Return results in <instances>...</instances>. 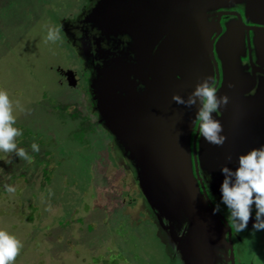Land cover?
Returning a JSON list of instances; mask_svg holds the SVG:
<instances>
[{
  "label": "water",
  "instance_id": "1",
  "mask_svg": "<svg viewBox=\"0 0 264 264\" xmlns=\"http://www.w3.org/2000/svg\"><path fill=\"white\" fill-rule=\"evenodd\" d=\"M248 19L258 24L247 25ZM62 28L87 72L90 111L111 134L118 161L145 208L155 220H167L165 239L174 238L166 240L167 248L179 246L170 234L173 226L180 223L185 234L195 224L187 200L202 194L203 211L222 227L221 251L227 241L233 258L230 234L229 240L225 237L231 218L220 203V166L235 168L238 154L264 144V0H89L75 17L62 20ZM253 34L261 42L256 62L250 55L257 69L245 78L247 102H230L231 87L243 81L227 65L240 60L246 38L250 45ZM59 71L69 86L79 85L76 70ZM205 77L217 96L228 97L213 114L226 137L219 146L198 132L194 117L199 101L186 107L172 99L173 94L186 99ZM162 178L167 183L158 180ZM211 196L220 203L221 212L215 215ZM249 220L246 229L235 232L244 264H251L245 249L264 258V230H253V218Z\"/></svg>",
  "mask_w": 264,
  "mask_h": 264
},
{
  "label": "rangeland",
  "instance_id": "2",
  "mask_svg": "<svg viewBox=\"0 0 264 264\" xmlns=\"http://www.w3.org/2000/svg\"><path fill=\"white\" fill-rule=\"evenodd\" d=\"M84 2L0 0V90L7 91L14 127L22 132L17 146L31 157L0 151V229L22 245L13 264H184L182 256L212 264L222 252V227L203 211L202 194L187 200L196 234H183L177 223L170 234L179 246L167 248L166 240L174 239H165L167 220H155L146 209L111 134L88 107L82 61L62 28V20L75 17ZM49 27L57 30L55 41L46 39ZM255 37L250 45L246 38L240 60L227 65L243 81L231 87L230 102H247L245 78L257 69L250 55L256 62L261 42ZM59 69L76 70L79 85L69 86ZM33 142L39 151H32ZM245 254L247 261L253 258Z\"/></svg>",
  "mask_w": 264,
  "mask_h": 264
},
{
  "label": "clouds",
  "instance_id": "3",
  "mask_svg": "<svg viewBox=\"0 0 264 264\" xmlns=\"http://www.w3.org/2000/svg\"><path fill=\"white\" fill-rule=\"evenodd\" d=\"M57 38V30L49 27L46 39L55 41ZM217 91L205 77L194 86L186 99L177 94H173L172 99L186 107L199 101L194 117L199 121L198 132L206 142L219 146L226 137L220 121L213 114L228 102V97L217 96ZM12 113L13 106L7 91L0 90V151L14 152L18 157L31 159L24 148L17 146L15 138L21 136L22 132L14 127L16 118ZM31 149L37 152L39 145L33 142ZM226 159L230 160L231 157ZM236 160L235 168H229L226 164L220 166L223 176L219 185L220 203L225 206L238 232L247 228L250 217L253 218V230H264V144L238 154ZM4 187L7 192L15 191L12 185ZM220 203L214 205L213 215L221 212ZM21 247L16 236L6 229H0V264H13Z\"/></svg>",
  "mask_w": 264,
  "mask_h": 264
},
{
  "label": "flooded vegetation",
  "instance_id": "4",
  "mask_svg": "<svg viewBox=\"0 0 264 264\" xmlns=\"http://www.w3.org/2000/svg\"><path fill=\"white\" fill-rule=\"evenodd\" d=\"M84 1H85L84 2L85 4H87L89 2V0H84ZM80 10H79V12H80ZM235 10H238V9L236 8ZM225 17L226 16L222 15L221 20L223 21V19ZM81 74L85 77L84 80L86 81L87 72L82 71ZM62 76L65 78V76L63 74H62ZM228 225L230 226V232L225 229V227H226L225 223L223 224V228L225 229V237H226V240H229V234H230V241H231V244L233 246L232 249H233L234 257L233 258L231 257L232 250L228 246V243L226 241L225 244H224V247H227L226 248V251L223 249L222 252H219L217 255L214 254V256H213L214 259H213V263L212 264H244L243 261H242V259H241V254L244 253V252H243V250H240L239 249V246L237 244L236 236H235L236 228H235L232 220H229L228 221ZM239 238L241 239V236H239ZM236 248H237V251H236ZM244 251H245V253H248V252H250V249L249 250L245 249ZM254 255L255 254H253V258L252 257L249 258V261H250L251 264H256L257 262L259 263V262H263L264 261V258L263 257L256 256V255H255L256 257H254Z\"/></svg>",
  "mask_w": 264,
  "mask_h": 264
},
{
  "label": "trees",
  "instance_id": "5",
  "mask_svg": "<svg viewBox=\"0 0 264 264\" xmlns=\"http://www.w3.org/2000/svg\"><path fill=\"white\" fill-rule=\"evenodd\" d=\"M29 218H31V216Z\"/></svg>",
  "mask_w": 264,
  "mask_h": 264
}]
</instances>
